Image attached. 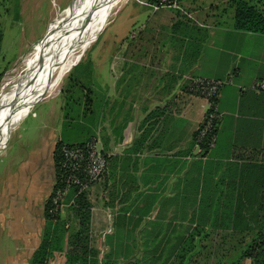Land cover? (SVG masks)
Returning <instances> with one entry per match:
<instances>
[{"label":"crops","instance_id":"obj_1","mask_svg":"<svg viewBox=\"0 0 264 264\" xmlns=\"http://www.w3.org/2000/svg\"><path fill=\"white\" fill-rule=\"evenodd\" d=\"M62 1L51 0L59 8ZM247 1L264 14V0ZM179 5L186 12L125 4L112 44L97 52L90 67L91 86L103 98L90 106L92 140L110 160L105 177L88 190L89 229L97 244L104 236L113 261L122 257L109 243L130 246L132 253L124 250L125 255L162 261L195 227L197 212L237 207L264 221V90L254 87L264 81V34L234 28L233 0ZM105 53L111 54L106 64ZM193 77L228 80L217 99L216 142L204 155L196 154L193 134L207 105L188 91ZM59 139L54 135L51 154ZM28 169L22 168L25 174ZM48 175L52 185V165ZM8 206L4 212L10 209L16 217L10 232L19 240L25 233L22 244H29L27 211ZM93 248L99 257L105 253ZM15 254V264H29L31 254Z\"/></svg>","mask_w":264,"mask_h":264},{"label":"rangeland","instance_id":"obj_2","mask_svg":"<svg viewBox=\"0 0 264 264\" xmlns=\"http://www.w3.org/2000/svg\"><path fill=\"white\" fill-rule=\"evenodd\" d=\"M55 1L59 2V0ZM76 1L78 0H64V2L62 1L63 6L59 8L56 3L53 6L51 0H0V90H9L13 83L12 79L22 69V57L53 27L63 21L64 13L72 9L77 3ZM141 2L150 1H117L110 8L107 19L105 18L101 24L96 39L77 59L81 63L65 73L61 83L52 94L41 96L37 101L31 103L19 117L8 125L6 133L0 139V210L2 208L4 212L5 209H8L7 205L11 206V204L12 206L15 205L14 207L17 206L16 208H25L31 223H29L28 228L26 225L24 226L27 230L32 228V233H30L27 241L29 244H22V237L25 233H22L21 240H19L14 231L13 234L10 232L16 217L14 214L12 215L10 209L7 210L9 213L0 211V264H15L17 261L15 253L20 254L22 258H27L38 245L44 223L43 204L51 188L52 177L50 180L48 174L52 165L50 157L52 139L56 135L57 138L63 137L75 143L82 141L93 132L95 128L93 123L77 118L79 112L89 106L88 99L92 100L95 97L93 107H97L103 99L99 98L98 93L91 86L94 76L87 73L90 71L91 64L95 62L97 52L110 47L109 45L112 44L111 37L114 33H118V25L126 13V9L121 8L125 4L128 5L126 8L132 4L139 6ZM141 5L149 8L143 3ZM175 10L182 13L186 12L181 5L179 9ZM113 19L115 20L114 23L112 22ZM119 44L120 42H117L116 47ZM110 56L111 54H104L102 60L105 64L109 62ZM70 74L71 76H69ZM76 77L83 83H88L87 86L92 87L91 91L93 92L90 94V98L83 96L82 102L79 101L78 103L74 101L77 99L76 96L74 97V92L79 90L72 85ZM51 78L52 75L42 85L48 84ZM65 88L69 91L64 95ZM98 110L97 108V112ZM67 116L69 120L75 118L73 124L66 122V120L68 121L65 119ZM40 152L43 153L39 155ZM37 155L39 157L36 160ZM37 162L38 164L32 169V166ZM22 168L25 171L29 168L28 172L25 174ZM38 176L43 177L42 184L37 182ZM65 198L69 200L67 197ZM66 199L60 206V213L65 211L66 205L69 204ZM10 206L8 207L11 208ZM23 217L24 215H18L20 220ZM7 224L8 228L6 227ZM104 241V236L102 237L100 234L97 244L96 236L90 235L91 246H98L100 252L106 251ZM237 241L235 235L211 231L207 238L201 240L200 248L196 255L192 256L189 264L230 263L237 255L235 250L231 249V245L236 244ZM171 247H169L170 251ZM169 254L170 252L165 256L168 258ZM159 257H161L160 254ZM62 259V255L57 253L56 257L52 259V264H61ZM164 260H148L140 255L136 256L134 264H162L165 262ZM18 263L25 264L26 261L22 259ZM116 263L119 264L118 261ZM246 264H249V261H246Z\"/></svg>","mask_w":264,"mask_h":264},{"label":"trees","instance_id":"obj_3","mask_svg":"<svg viewBox=\"0 0 264 264\" xmlns=\"http://www.w3.org/2000/svg\"><path fill=\"white\" fill-rule=\"evenodd\" d=\"M148 1L155 2L156 0ZM233 12L234 28L264 34V14L254 5L249 3V1L233 0ZM80 63L81 62L77 63L72 68L74 69V67ZM87 74H91V69ZM69 76H71V74ZM87 84L88 83H83L77 77L74 78V83L72 85L79 90L74 92V97L76 96L77 98L74 100L75 103H78L79 101L82 102L83 96L90 98V94H93L91 87L87 86ZM67 91L69 90L65 88L64 95ZM100 97L101 96H99V98ZM94 98L95 97H93V99ZM93 99H88L89 106L83 108V111L79 112L77 117L78 119L88 121L91 124H94L95 120V116L93 115L94 109L90 107L91 105L93 106ZM65 119H68V121L66 120L67 123L73 124V119L75 118L69 120V117L67 116ZM218 121L219 119L216 122H213V129L209 136L214 134L216 137V126ZM201 122L193 134L194 144L199 133L198 129L201 127ZM91 140L92 135L88 134L85 139L75 143L70 142L63 137L55 142L51 154L53 182L50 188V193L43 204L44 223L40 240L29 257V264H52V259L56 257L57 253L61 254L63 257L61 264H117L115 260L113 261L111 259L113 255L111 252H105L99 257L98 250L93 248L90 244L89 212L91 202L88 199L89 189L78 192L77 187L72 186L68 193L63 197L60 202L61 204L63 203V200L66 199L65 197L69 199H66L67 203H69L67 206L69 210V216L67 219L62 218L60 210H53L51 201L56 189L64 185L66 169L62 167V148L75 146L84 147L86 143ZM205 142L206 138L200 143V148L202 150L200 155H204L208 152L205 149ZM107 159L109 163L110 157L107 156ZM104 177L105 175L103 178ZM237 200L236 197L233 198V205H236ZM218 201L219 199L214 203L215 206L218 204ZM203 202L204 199L201 201V205ZM196 216L197 220L195 227L186 235L178 247L174 246L173 252L169 254L168 258H165V262L162 264H189L192 256L196 255L200 248L199 245L201 240L207 238L211 231L228 233L237 237L238 241L236 244L231 245V249L233 248L237 255L232 262H226V264H243L244 259H249L250 264H264V221L259 219L260 222L258 223L259 220L255 219V214L242 213L237 210V207H234L229 212H197ZM205 226H208V228L205 229ZM217 230L221 232H218ZM110 245L112 251L116 253L119 252V256L122 257V259L118 261L119 264L135 263V257L125 255V248L123 245L119 246L109 243V247ZM125 247L129 253H132L130 246ZM154 247L155 246H152V248ZM127 250L125 251L127 252Z\"/></svg>","mask_w":264,"mask_h":264},{"label":"bare ground","instance_id":"obj_4","mask_svg":"<svg viewBox=\"0 0 264 264\" xmlns=\"http://www.w3.org/2000/svg\"><path fill=\"white\" fill-rule=\"evenodd\" d=\"M117 1H76L75 6L64 13L63 21L22 57V69L12 79L9 90H0V139L8 125L31 103L55 91L65 73L96 39L101 24ZM51 75L50 82L42 85Z\"/></svg>","mask_w":264,"mask_h":264},{"label":"built area","instance_id":"obj_5","mask_svg":"<svg viewBox=\"0 0 264 264\" xmlns=\"http://www.w3.org/2000/svg\"><path fill=\"white\" fill-rule=\"evenodd\" d=\"M149 6L152 10L179 9L178 0H156L153 3L141 2V4ZM228 82L221 79H205L201 77H193L188 84V91L193 95L199 96L206 101V111L204 120L201 122L199 133L195 140L194 147L196 154H201L200 143L206 138L205 149L211 150L216 142L214 134L210 135L213 129V122L219 119L217 110V99L220 87ZM254 87L258 90H264V81H256ZM209 138L207 139V137ZM62 167L66 169L64 185L56 189L51 201L53 210H60L61 201L68 193L72 186L77 187L78 192L90 189L94 184L100 182L108 168L107 154L101 152L94 140L86 143L84 147H63Z\"/></svg>","mask_w":264,"mask_h":264}]
</instances>
